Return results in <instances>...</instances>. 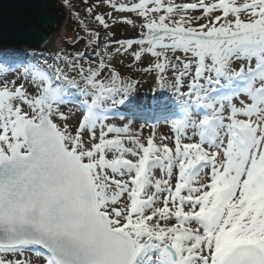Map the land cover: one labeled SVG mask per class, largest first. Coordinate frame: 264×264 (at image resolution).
<instances>
[{
    "label": "snow or ice",
    "instance_id": "1",
    "mask_svg": "<svg viewBox=\"0 0 264 264\" xmlns=\"http://www.w3.org/2000/svg\"><path fill=\"white\" fill-rule=\"evenodd\" d=\"M74 15L82 49L0 51V264H264V0Z\"/></svg>",
    "mask_w": 264,
    "mask_h": 264
},
{
    "label": "water",
    "instance_id": "2",
    "mask_svg": "<svg viewBox=\"0 0 264 264\" xmlns=\"http://www.w3.org/2000/svg\"><path fill=\"white\" fill-rule=\"evenodd\" d=\"M63 8L57 0H0V49L54 51Z\"/></svg>",
    "mask_w": 264,
    "mask_h": 264
},
{
    "label": "rangeland",
    "instance_id": "3",
    "mask_svg": "<svg viewBox=\"0 0 264 264\" xmlns=\"http://www.w3.org/2000/svg\"><path fill=\"white\" fill-rule=\"evenodd\" d=\"M63 5V9L65 10V17L63 18L64 20L62 21V28L60 31V38H59V43L56 48H53L54 51H47L45 50L43 52L31 50V49H26L24 48V51L26 54H30L31 56H24V59H32V60H41L44 57H49L54 55L56 52L60 51L61 49H64L65 51L72 52L76 51L77 49H82L83 45L82 42L78 44H73L72 41L76 38L77 35H82L81 29L79 28L77 22H76V16L74 13L76 11H81V0H70V4L72 7L66 6L63 3V0H57ZM117 33V38H123L125 36H130L132 33L130 31H125L123 26H118L115 29ZM35 53H41V56L35 57L32 56ZM125 62H128V58H125ZM137 79L141 80V84L138 89V94L136 99V102L138 104H142L145 107H148L152 103V80L149 76H137ZM67 111V109H64ZM118 111H125L124 109H119ZM114 123L119 124L120 121L115 120L113 121ZM151 122V120H149ZM137 124L143 123L141 120H137ZM168 129L166 127L160 126L158 128L157 134L159 135L160 132H167ZM146 134V133H145ZM33 264H43V261L38 259L36 256H32Z\"/></svg>",
    "mask_w": 264,
    "mask_h": 264
},
{
    "label": "trees",
    "instance_id": "4",
    "mask_svg": "<svg viewBox=\"0 0 264 264\" xmlns=\"http://www.w3.org/2000/svg\"><path fill=\"white\" fill-rule=\"evenodd\" d=\"M3 53L5 54V56L11 55V56H14V57H21V58H23L24 56L28 55L25 52L18 51V50L14 51V52L10 51V52H3ZM28 56H31V53ZM32 56L39 57V56H41V53H35ZM136 100H138V99H136Z\"/></svg>",
    "mask_w": 264,
    "mask_h": 264
},
{
    "label": "bare ground",
    "instance_id": "5",
    "mask_svg": "<svg viewBox=\"0 0 264 264\" xmlns=\"http://www.w3.org/2000/svg\"><path fill=\"white\" fill-rule=\"evenodd\" d=\"M59 38H60V35H58V37H57V39H56V41H55V45H54V47L53 48H56L57 47V45H58V43H59ZM24 48H26V47H21V48H6V47H4V49L3 48H1L0 49V51H2V52H9V50H11V51H24ZM27 49V48H26Z\"/></svg>",
    "mask_w": 264,
    "mask_h": 264
}]
</instances>
